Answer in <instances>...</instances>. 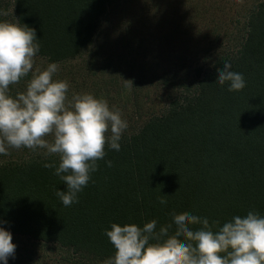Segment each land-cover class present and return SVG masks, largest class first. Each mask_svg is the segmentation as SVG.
I'll return each instance as SVG.
<instances>
[{"label": "trees", "instance_id": "obj_1", "mask_svg": "<svg viewBox=\"0 0 264 264\" xmlns=\"http://www.w3.org/2000/svg\"><path fill=\"white\" fill-rule=\"evenodd\" d=\"M119 3L13 0L16 23L35 29L39 39L35 61L41 65L34 68L56 63L53 80H63L55 79L61 72L71 81L92 77L87 93L106 100L128 124L120 150L105 145L98 169L68 207L56 195L66 185L55 168L44 167H58V156L27 148L0 154V228L66 250L76 259L70 264H103L114 256L104 234L112 223L143 227L156 220L159 231L172 223V213L188 212L210 225L219 221L215 232L249 211L264 216V0H209L210 34L199 49L185 45L186 29L180 38L173 27L158 29V39H179L167 43L171 63L152 53L153 33L150 44L151 37L144 39L142 26L158 20L144 10L129 15L112 42L106 34L99 41L103 17ZM162 21L176 22L168 16ZM224 62L243 74L242 90L229 92L228 82H216ZM30 78L31 73L10 85L9 94L24 92ZM161 195H167L165 205ZM17 254L10 259L14 264L30 263L29 255Z\"/></svg>", "mask_w": 264, "mask_h": 264}, {"label": "clouds", "instance_id": "obj_2", "mask_svg": "<svg viewBox=\"0 0 264 264\" xmlns=\"http://www.w3.org/2000/svg\"><path fill=\"white\" fill-rule=\"evenodd\" d=\"M38 40L35 29L0 21V154L8 155L9 148H27L58 156V167L55 163L44 167L55 168L54 174L66 185L67 191L57 190L56 195L68 207L78 202L77 193L98 169L97 161L106 155L105 145L120 150L119 141L128 124L119 110H110L106 100L90 93H74L69 99L68 82L53 80L56 63L43 70L34 68ZM230 69L231 64L224 62L223 68L217 69L216 82H228L229 92L242 90L246 86L243 74ZM29 73L26 90L10 95V85L19 84ZM124 81L126 87H133L130 80ZM106 163L112 166L111 161ZM164 196L159 199L161 205L167 203ZM171 215L172 223L159 231L156 220L143 227L112 223L104 234L114 247V256L103 264H264V216L259 213L234 216L215 232L212 229L219 221L210 225L207 218L188 212ZM194 225L201 227L194 230ZM11 241L10 232L0 228L3 264L14 258L16 245Z\"/></svg>", "mask_w": 264, "mask_h": 264}, {"label": "rangeland", "instance_id": "obj_3", "mask_svg": "<svg viewBox=\"0 0 264 264\" xmlns=\"http://www.w3.org/2000/svg\"><path fill=\"white\" fill-rule=\"evenodd\" d=\"M199 3L200 5L197 6ZM194 6L200 9L197 12L195 10V14L192 13V8ZM140 7L142 9H140ZM138 10L141 12L144 10L146 14L158 19L151 27L148 25L142 26L144 30V39L145 37H151L148 39L149 44L150 41L154 40V37L152 38V33L155 35V38H157L158 29L170 30L173 27L177 29L179 38L181 37L180 34H182L185 29L186 31L188 30L186 32L187 38L185 39V45L196 47L197 49H199L201 45H205L207 36L210 34L209 29H211V25L209 24V13L211 12V7H209V0H120L116 8L111 9V11L103 17L99 41L101 42L104 39V34L108 35L107 38L110 42L116 39L117 35L121 34L122 31L121 23L127 22L129 15L133 16ZM0 12H7L6 16L0 15V21L16 23L13 13V0H0ZM164 16L175 19V24L172 25L169 22L162 21ZM178 37L168 40L167 42L164 39L157 38L156 47L153 49L152 53H156L165 63H171L174 54L167 57V54H170V46H168L167 43L174 41L172 44H176L179 40L177 39ZM128 40L130 41L131 39ZM143 42L144 41H142V43ZM106 51L109 52V48ZM106 51L102 53V57L106 55ZM114 56L116 57V55ZM37 61L41 60L35 61V65L40 66L41 63ZM77 62L78 61H73L72 64ZM88 78L89 76L86 77L81 74L77 75L71 81L68 74L61 72L60 78L55 79H63V81H67L68 84H70L69 82L71 81L70 85H72V88L70 90L69 87L68 90V96L69 99H71L74 93L80 94V90H84L85 93L89 91L93 78L90 77V80H88ZM73 86L78 90L75 91ZM11 237V242L16 245L15 251L18 253L17 255L21 257L29 255V264H70L69 262L76 260L73 255H68L69 253L66 250L56 245L39 244L22 236L11 235ZM10 259L13 260V257L8 258L7 264H14ZM0 264H3V262H0Z\"/></svg>", "mask_w": 264, "mask_h": 264}]
</instances>
